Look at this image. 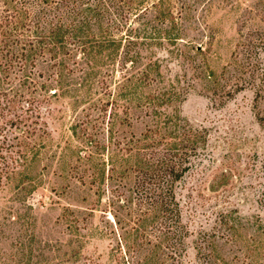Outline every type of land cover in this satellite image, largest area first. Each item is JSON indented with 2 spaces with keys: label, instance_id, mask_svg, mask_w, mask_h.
<instances>
[{
  "label": "rangeland",
  "instance_id": "rangeland-1",
  "mask_svg": "<svg viewBox=\"0 0 264 264\" xmlns=\"http://www.w3.org/2000/svg\"><path fill=\"white\" fill-rule=\"evenodd\" d=\"M26 1L48 133L0 182V264H264V0Z\"/></svg>",
  "mask_w": 264,
  "mask_h": 264
},
{
  "label": "trees",
  "instance_id": "trees-1",
  "mask_svg": "<svg viewBox=\"0 0 264 264\" xmlns=\"http://www.w3.org/2000/svg\"><path fill=\"white\" fill-rule=\"evenodd\" d=\"M104 5H108L106 0H98L96 4L97 7H104ZM85 10L92 11V9ZM24 19L33 26H37L35 6L26 0H0V81L12 79L15 73L14 78L18 79L17 84L14 83L15 88L11 91H0V108L8 111L9 120L7 123L11 127L17 126L19 130L18 126L20 125L27 127L23 132L25 136L15 137L11 140L4 136L0 129V137L3 139L0 144V172L4 176L0 179L1 183L3 179L10 178L26 161V150L31 147L32 140L39 136L38 134L46 135L48 133L45 123L44 125L39 123L42 118L40 112L35 118L37 120H33L34 116L30 113L31 108L22 106L24 103L26 105L29 103V100L25 99L24 91L29 93L31 89L36 90L37 87V84L30 82V78L26 74V60L28 52H37L36 47L40 43L36 41L37 38L34 35L26 34V27H30L31 24L27 26ZM52 36L43 34L41 38L53 40L57 35ZM166 146L169 151L167 156L164 155L163 159H156L159 154L151 153V163L148 165L153 168L151 178L162 179V181L166 179L167 186L164 182H159V187L165 197L168 193H170L169 196L171 195L173 183L187 171L183 168L186 164L187 153L173 154L172 151L179 152L180 148L173 146L171 142ZM174 159H177V162Z\"/></svg>",
  "mask_w": 264,
  "mask_h": 264
}]
</instances>
